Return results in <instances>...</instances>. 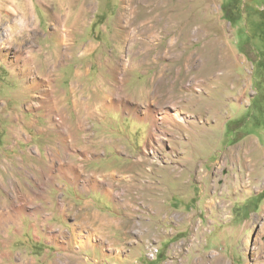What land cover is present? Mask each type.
Here are the masks:
<instances>
[{
	"label": "rangeland",
	"instance_id": "rangeland-1",
	"mask_svg": "<svg viewBox=\"0 0 264 264\" xmlns=\"http://www.w3.org/2000/svg\"><path fill=\"white\" fill-rule=\"evenodd\" d=\"M88 1L0 0V264H264V0Z\"/></svg>",
	"mask_w": 264,
	"mask_h": 264
},
{
	"label": "bare ground",
	"instance_id": "bare-ground-1",
	"mask_svg": "<svg viewBox=\"0 0 264 264\" xmlns=\"http://www.w3.org/2000/svg\"><path fill=\"white\" fill-rule=\"evenodd\" d=\"M143 1V0H142ZM145 1H147V0H145ZM69 2H70V6H71V8H72V5L75 3V0H69ZM80 2H81V0H80ZM123 2V1H122ZM126 2L128 3V5H127V3H126V6H132L133 5V0H126ZM135 2V1H134ZM148 2V1H147ZM125 4V3H124ZM142 4V3H141ZM76 6V5H75ZM74 6V7H75ZM91 6H92V4L88 1V0H83V2H82V4H81V6H80V8H79V13H78V15H77V19L78 20H76L75 22H74V25L72 26V27H70V28H68L67 27V25H65V21L63 20V21H61L60 19H59V27H58V38H59V43L60 44H67V45H70V46H73L74 45V41H73V29H78V22L80 23V25L82 26H84L85 27V25H86V22H87V16H88V13L90 12V10H91ZM123 7V9H124V11L126 12V14H127V18H128V26H130L131 24H132V18H131V15L128 13V11H127V7ZM134 6V5H133ZM132 8V7H131ZM133 10V9H132ZM137 10V9H136ZM129 11H131L130 9H129ZM78 12V11H77ZM132 12V11H131ZM70 13V12H69ZM123 14V13H122ZM132 15H133V13H131ZM135 14V13H134ZM69 15V14H68ZM67 15V16H68ZM123 15H125V13L123 14ZM71 16V15H70ZM66 17V16H65ZM123 17V16H122ZM125 17V16H124ZM136 17V16H135ZM127 20V19H126ZM142 20V19H141ZM140 21V20H139ZM144 22V21H143ZM139 24V23H138ZM137 24V25H138ZM79 25V26H80ZM144 26V25H143ZM82 28V27H81ZM141 28H143V27H141ZM124 29H126V28H124ZM134 29V28H133ZM139 29V28H138ZM151 29V28H150ZM79 30V29H78ZM81 31V30H80ZM126 31V30H125ZM140 31V30H139ZM144 31V30H143ZM79 32V31H78ZM129 32V31H128ZM142 32V31H141ZM153 32V31H152ZM140 33V32H139ZM75 34V33H74ZM138 34V33H137ZM150 34V33H149ZM155 33H151L150 34V36L151 37H155V35H154ZM126 37H129V35L127 36L126 35ZM135 38V37H134ZM134 38H132V39H134ZM132 41V40H131ZM138 41H140V40H137L136 42H138ZM70 42V43H69ZM135 42V43H136ZM153 41L152 40H143V45H147V46H151V43H152ZM94 48V45L93 44H91V45H87L83 50H84V54H87V53H89L92 49ZM69 49V48H68ZM71 49V48H70ZM94 50V49H93ZM67 51V50H66ZM71 51H72V49H71ZM71 54H72V52H71ZM146 60H149L150 61V59H149V57H146ZM123 64V63H122ZM133 64V65H132ZM135 64H136V62L134 61V63L133 62H131V67H133V66H135ZM143 64V63H142ZM130 65V64H129ZM128 62H126V63H124V72L127 70V68H128ZM139 65V64H138ZM79 74V73H78ZM153 113V111L151 112V114ZM156 117V116H155ZM180 117H182L181 116V114L180 113H177V115H176V118L177 119H179ZM160 118V117H159ZM153 119V118H152ZM166 119H168V120H172L173 118L172 117H170V116H168V117H166ZM176 119V120H177ZM162 120V119H161ZM186 120L184 119V121H182V122H185ZM154 122V127L156 128V129H159L160 130V121L158 120V119H156V120H154L153 121ZM166 122H168L167 120H166ZM157 133V132H156ZM163 133H165V132H163ZM158 136H160V135H158ZM157 136V134L155 135V133H152V135H151V140H153V141H164V139L163 138H159ZM152 148H154V147H151L150 149H152ZM148 150L147 151V154H152V157H153V159H155V158H158V151L154 148V149H152V151L151 150ZM249 153V152H248ZM143 158V157H142ZM147 158V157H146ZM143 160V159H142ZM252 160L253 159H251V160H249L248 162H247V165H249V166H252ZM144 161V160H143ZM142 161V162H143ZM141 163V162H140ZM136 164V163H135ZM134 165V164H133ZM139 165V164H138ZM132 168V167H131ZM150 170V169H149ZM106 180V179H105ZM101 180L100 179H98L97 177L95 178V183H96V185L97 186H99L100 187V185H101ZM105 182V181H104ZM138 183V182H137ZM137 183H136V181H135V184L133 183V182H131V185L129 186V190H128V192L129 193H131L133 190H132V188H140V185L138 184L137 185ZM96 186V187H97ZM1 187H4L6 190H7V195H2L1 197H0V230L2 229V227H4V226H6V225H10L12 222H14V221H18L19 220V218L23 215V212L26 210V206H27V204H25V202H20L19 204H18V206H17V204H15V201H14V199H13V195L11 196L10 194H9V187H7V186H4L3 185V183H0V192H1ZM101 187H102V185H101ZM98 188V187H97ZM102 190H104V189H102ZM113 191V190H112ZM111 190L109 191L110 192V195H114L113 193L114 192H112ZM14 192H16V195H17V191H16V189H14ZM116 195V198L118 199V201H120V199H121V194L120 193H117V194H115ZM15 197V196H14ZM16 198V197H15ZM115 198V197H114ZM28 212V211H27ZM17 216H19V217H17ZM106 222V221H105ZM110 223V222H109ZM103 224H104V222H103ZM8 237V236H7ZM6 237V238H7ZM85 245V243L84 242H81V246H84ZM103 247V246H102Z\"/></svg>",
	"mask_w": 264,
	"mask_h": 264
},
{
	"label": "trees",
	"instance_id": "trees-1",
	"mask_svg": "<svg viewBox=\"0 0 264 264\" xmlns=\"http://www.w3.org/2000/svg\"><path fill=\"white\" fill-rule=\"evenodd\" d=\"M233 2L234 3H237V0H233ZM233 2H229V3H227V4H225V5H223V8H224V11H225V16H226V19H228L229 20V22L233 25V24H235L237 21H238V19H239V13L238 12H235L233 9H235V8H240L238 5H234V3ZM235 6V7H234ZM234 11V12H233ZM240 12V11H239ZM264 26V25H263ZM263 31H264V28H263ZM255 49V48H254ZM253 56H254V58H252L253 59V61H255L257 64H258V66L260 67L259 69H260V72L261 73H263L264 72V48H262V49H258L257 50V53L256 52H253ZM260 197H259V199H262V198H264V191L259 195Z\"/></svg>",
	"mask_w": 264,
	"mask_h": 264
}]
</instances>
